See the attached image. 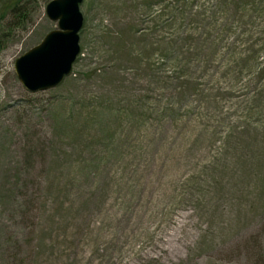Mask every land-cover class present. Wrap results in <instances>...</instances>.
Instances as JSON below:
<instances>
[{"label": "rangeland", "instance_id": "1", "mask_svg": "<svg viewBox=\"0 0 264 264\" xmlns=\"http://www.w3.org/2000/svg\"><path fill=\"white\" fill-rule=\"evenodd\" d=\"M50 1L0 0V264H264V0L220 56L153 0H83L72 72L31 91Z\"/></svg>", "mask_w": 264, "mask_h": 264}, {"label": "water", "instance_id": "2", "mask_svg": "<svg viewBox=\"0 0 264 264\" xmlns=\"http://www.w3.org/2000/svg\"><path fill=\"white\" fill-rule=\"evenodd\" d=\"M83 0H51L46 6L47 16L58 21L59 28L47 33L36 46L18 57L15 71L31 91L57 86L72 72L81 51L79 32L84 23L80 10Z\"/></svg>", "mask_w": 264, "mask_h": 264}, {"label": "trees", "instance_id": "3", "mask_svg": "<svg viewBox=\"0 0 264 264\" xmlns=\"http://www.w3.org/2000/svg\"><path fill=\"white\" fill-rule=\"evenodd\" d=\"M13 1L12 6H18L23 0ZM261 3L262 0H153L145 5L150 8L144 12H147L149 24L156 19L152 30L161 31L156 30V26L162 18H165L167 21L166 28L169 29L170 33L174 31H180L181 33L183 27L190 24L194 26L193 31H190L188 27L183 37L188 35L191 38H198L199 36L204 41V38L213 36L218 41L217 44L215 40L212 43L208 41H205V43L208 42L213 46L215 53L220 56L223 23H228L231 18L234 21L238 15L256 19V12H258V6ZM233 12L234 14H232ZM177 22H180L179 27L174 29ZM160 25H162V22ZM229 28L232 27H228L227 31ZM174 36L181 37L177 34ZM221 66L222 63H219V67Z\"/></svg>", "mask_w": 264, "mask_h": 264}, {"label": "bare ground", "instance_id": "4", "mask_svg": "<svg viewBox=\"0 0 264 264\" xmlns=\"http://www.w3.org/2000/svg\"><path fill=\"white\" fill-rule=\"evenodd\" d=\"M231 247H232V246H227V247L221 249V250H220V255H221L222 253H226V252H228V251L231 249ZM165 248H166V247H165ZM165 248L162 249V247H161V249L163 250V252H166L167 250L169 251V249L166 248V249H167V250H166ZM176 248L179 249V246L176 245ZM164 255H165V254H164ZM164 255L159 256V254H158V255H157V258H162V257H164Z\"/></svg>", "mask_w": 264, "mask_h": 264}]
</instances>
